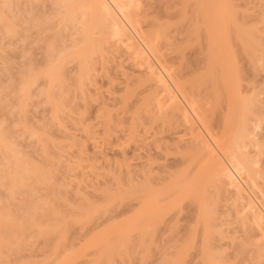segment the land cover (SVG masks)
I'll list each match as a JSON object with an SVG mask.
<instances>
[{
	"label": "bare ground",
	"instance_id": "bare-ground-1",
	"mask_svg": "<svg viewBox=\"0 0 264 264\" xmlns=\"http://www.w3.org/2000/svg\"><path fill=\"white\" fill-rule=\"evenodd\" d=\"M14 1L20 0H0L3 38L17 36V27L23 26L35 31V43L39 44L44 42V26L53 20L60 34L57 39L44 42L45 56L40 63L35 64L23 51L19 83L9 79L0 86V94H7V100L0 101V112L15 114L17 121L13 119L12 132H20L16 136L20 141L14 140L5 119L0 117V191L4 195L0 197V264L10 256L25 253L27 246L26 251L20 248L31 240L47 241L61 229H81L89 224L90 231L100 226L107 228L88 240V233L85 234L83 246L80 244L82 247L75 252H69L74 243L64 249L61 246L67 238L63 230L50 245L48 257L59 259L58 264H70V257L79 259L89 252L91 257L86 256L90 261L94 259L93 264H115L119 261L113 262L112 256L116 253L115 258L120 255L123 260L121 255L126 257L128 242L134 238L131 253L138 254L141 261L155 254L160 262L156 264H264V80L260 76L264 74V16L253 21L238 16L234 0H183L186 5L193 1L188 21L204 52L199 62L203 67L192 71L205 72L192 79L195 73L176 74L174 68L165 64L160 48L161 43L168 42V32L151 31L152 27L143 30L140 0H33L47 1L51 8L47 13H40L29 4L26 9H12ZM167 47L170 49V44ZM118 51L126 53L139 74L136 80L125 78L121 103L128 105L134 100L137 120L139 115L150 117L155 113L160 119L179 120L185 128L178 132L182 137L165 141L158 137L152 143L153 153L149 150L139 155L143 162L137 165L134 180L122 184L113 178L115 187L100 191L107 208H114L112 204L123 198L134 201L133 210L129 208L133 215L124 224L109 227L118 215L110 218L106 211L105 216H100L107 220L97 222L93 218L95 212L108 210L105 206H95L98 204L88 200L73 206L60 197L64 189L57 180L53 182L55 171L47 155V148L56 147V142L45 135L44 125L27 128L19 119L34 96L36 109L43 110L46 105L51 122L56 123L54 127H60L59 115L66 108V103L61 102L72 100L61 99L66 84L71 86L66 81L72 80L74 86L66 89L76 92L75 88L79 94L71 91V97L81 95L79 98L84 99V88L94 81L97 72L95 65L103 68L106 54ZM242 59L251 71L247 84L239 66ZM69 66H73L70 70L74 76L67 75ZM184 73L193 75L191 80ZM197 78L202 80L197 81L199 84ZM206 81L211 83V90L204 85ZM37 83L44 84V88L37 85V89ZM200 85L211 92L210 102L206 98L209 94H202L205 90ZM31 89L35 95L30 94ZM217 107L222 112L218 117ZM103 118L109 125V115L104 114ZM27 142L36 148L32 156L24 150ZM142 147L139 148L143 150ZM159 159L166 165H156L155 160ZM41 161L46 162L45 167ZM45 183H51L59 197L33 200L34 184ZM118 193L121 200L116 197ZM19 196L22 198L17 201ZM61 208H71L80 217L68 220L60 214ZM38 210L42 213L36 214Z\"/></svg>",
	"mask_w": 264,
	"mask_h": 264
},
{
	"label": "rangeland",
	"instance_id": "rangeland-1",
	"mask_svg": "<svg viewBox=\"0 0 264 264\" xmlns=\"http://www.w3.org/2000/svg\"><path fill=\"white\" fill-rule=\"evenodd\" d=\"M141 4L140 6L144 16H143V30H150L148 27H152L154 31L156 29L158 30H164L165 33L168 32V42L161 43V53L163 55V60H165V64L167 66H171L174 68L175 73H182V72H189L190 74L193 72L192 68H200L203 67V64H201V60L203 58L202 53L204 54L203 50H201V43L196 40L195 35L192 32L191 24L188 19V11H190V8L193 4V1L186 3L183 0H140ZM234 3L236 5V13L238 16H245L247 20L253 21L255 18H258L259 16H264V0H234ZM30 5L34 9L38 10L40 13H47L48 11L51 12L50 4L47 1H44L42 3H34L33 0H20V1H14L11 4V8L15 9L16 7L19 9H26L27 5ZM191 5V6H189ZM16 10V9H15ZM14 10V11H15ZM20 19V18H19ZM22 20V18H21ZM20 21V20H19ZM153 21V22H152ZM246 21V19H245ZM57 22V21H56ZM142 22V21H140ZM55 21L53 20L51 23H48L44 26L45 32L43 34L44 42L47 43L53 38L57 39L59 29L57 28V25L55 26ZM156 26V27H155ZM158 26V28H157ZM151 28V29H152ZM162 30V31H163ZM263 30L262 28L260 29ZM2 25H0V86H3L5 82H7L9 79L16 82L17 84L20 81L22 66L24 64L23 58H21V53L27 52V55L30 56L34 63L37 62L40 63L41 60L45 56V51L43 49L44 42L41 43H35L36 34L33 30H28L27 28L21 26L17 27V36L13 38L2 36ZM161 31V32H162ZM167 31V32H166ZM22 37H26L25 41H22ZM47 40V42H46ZM49 40V41H48ZM170 44V49L168 44ZM167 44V46L165 45ZM46 46V44H45ZM42 47V48H40ZM166 47L168 49H166ZM45 48V47H44ZM173 58V60L170 61ZM169 59L167 62L166 60ZM105 64H102V63ZM101 65L104 66L102 69H99V64L97 63L96 66V73L94 81L89 85L85 86L84 88V94L85 98L81 99L78 96L76 98H72L71 95L73 93L77 94V90L75 88L73 92L72 89H66V88H72L71 81H66L67 87L64 89V96L61 95V99L71 98L72 100H68L65 102H61L62 104L66 103L65 107L69 108L64 110L63 115H59V126L54 127V122H51L49 112L47 111V106L44 105V109L41 110L38 108L36 109V98L33 96L31 104L29 103L28 108L26 109V113L21 116L19 120H22L21 124L24 126L26 125L28 127H36L38 125H44L45 135L53 139L57 145L56 147H48L47 148V155L49 161L48 162L50 167L53 168V171H55L54 179L57 180L58 184L61 185L65 191V193L62 192L60 197H64L65 200H67L69 205L73 203L72 205L75 206L76 202H80V200H88L92 204H98L95 206H105L106 209L103 212H98L93 215L94 219H97V222H102V220H107L100 215H104L110 218H113L112 216H117V218L113 219L109 227L111 225H122L124 224L128 219L133 215V207L134 201L126 200L127 198H123L121 200L122 190H117L120 192V195H116L119 200L116 201L117 198L114 199L115 204L113 207H106L108 204H106L105 197L101 195V190L103 189H113L115 187V183L113 178H116L119 180L120 183L125 184L129 180H134L135 173L137 170V165L140 162H143L142 159H139V155H145L146 153L150 152L153 153L155 151L153 144L154 140H158V137L160 139H174L178 137H182L181 133H178L179 131L182 132L183 130L181 128H185L183 125H181V122L179 120H164L160 119L157 114L156 118L157 120L151 118L153 115L150 114V117L145 115L146 117H143V115H139L138 120L135 119L136 116L135 108L137 104L133 100L132 102H127L128 105H123L121 103V98L124 96V92H122L125 87L124 80L125 78H129L130 80H136L137 77H139L138 70L134 66V63L129 57L126 55V53L122 51H118L116 53L112 54H106V60H104ZM200 62V64H199ZM203 63V62H202ZM205 63V62H204ZM22 65V66H21ZM205 65V64H204ZM239 66L242 69V75L245 78V81H250L248 78H250V68L247 66L246 61L242 59L240 61ZM73 69V66H69L67 69V75L74 76V73L70 70ZM188 67V69H187ZM195 69V71H196ZM197 69V70H198ZM201 69V68H200ZM188 70V71H187ZM190 70V71H189ZM195 73L192 79L196 76H199L200 73H203L205 71H201L199 73ZM187 74L188 73H184ZM188 74V75H190ZM261 79L263 82V76ZM191 76L189 77L191 80ZM200 76H202L200 74ZM259 77V76H258ZM185 78V76H183ZM199 78V77H198ZM196 79V83L199 84L201 81V77L198 80ZM260 78V77H259ZM258 78V80H260ZM251 79V78H250ZM187 79H185L186 81ZM199 81V83L197 82ZM247 81L245 84H247ZM261 81V80H260ZM204 84L206 86L211 85V83ZM244 82V81H242ZM15 83V84H16ZM42 83V82H41ZM192 83V82H191ZM194 83V82H193ZM195 83V84H196ZM243 84V86H245ZM39 87V85H42V89L44 88V84L37 83L35 87ZM202 85V84H201ZM200 85L199 88L202 86ZM203 85V86H204ZM34 87V88H35ZM37 87V89H39ZM74 87V86H73ZM211 87V86H210ZM208 86V89H210ZM132 88V86H131ZM204 87H202L203 89ZM207 88V87H206ZM137 89V88H136ZM135 89V90H136ZM141 87L139 88L140 91ZM205 90L206 95L209 97L212 95L209 90ZM67 90L70 92H67ZM33 90L31 89V92ZM36 91V90H35ZM72 91V94H71ZM135 94L139 92L138 89L136 90ZM152 91V90H149ZM149 91L143 95L147 96ZM201 91V89L199 90ZM202 91V92H203ZM67 92V93H66ZM209 92V93H208ZM69 93V94H68ZM31 95H35L34 92L30 93ZM147 94V95H146ZM69 95V96H68ZM79 95V94H77ZM123 95V96H122ZM73 96V95H72ZM204 98V95H201ZM206 97L209 101L211 97ZM135 97V96H133ZM141 96L137 97L140 98ZM141 99V98H140ZM205 99V98H204ZM7 100V94L5 92H2L0 94V101L5 102ZM35 102V103H34ZM205 102V101H204ZM210 102V101H209ZM43 105V104H42ZM210 105V104H208ZM213 106V103L211 104ZM210 105V106H211ZM42 107V106H41ZM152 108V106L150 107ZM218 108V107H217ZM215 109V119L220 116V112L223 110V107L221 106V111H217V117H216V110ZM71 109V112L70 110ZM137 109V108H136ZM49 110V108H48ZM68 110V111H66ZM38 111V112H37ZM41 111V112H39ZM223 112V111H222ZM221 112V113H222ZM219 113V114H218ZM104 114H108L111 121L109 125H106L104 123ZM14 116V117H13ZM0 117L5 119L6 127L10 128V134H12L13 139L16 140L19 137L20 132H17L16 135L15 132L13 134L12 128L14 125L13 119L15 118L14 115H10L7 111H1ZM18 117V114L16 115ZM20 117V116H19ZM214 118V116H213ZM17 119V118H16ZM14 119L15 121H17ZM154 121H153V120ZM215 119H213L212 122H215ZM18 120V121H19ZM212 120V119H210ZM13 122V124H12ZM54 123V124H53ZM211 123V121H209ZM49 124V126H47ZM213 123H211L212 125ZM209 125V124H208ZM215 125V124H214ZM214 128L217 127V124L214 126ZM25 126V127H26ZM46 126V127H45ZM211 126V127H212ZM219 127V125H218ZM49 128V129H46ZM51 128V129H50ZM146 128L147 131H144ZM49 130V131H48ZM182 130V131H181ZM143 132V134H141ZM47 133V134H46ZM156 133H159L156 135ZM154 136V137H153ZM157 136V137H156ZM16 138V139H15ZM153 138V139H152ZM186 138V137H184ZM20 141V138L17 139ZM151 140V142H149ZM153 140V141H152ZM167 140V141H168ZM162 141V143H163ZM145 144V145H144ZM148 144V145H147ZM144 148L141 150V148ZM140 149V150H139ZM25 152L27 154H33V152L36 151V148L33 144L25 143ZM46 160V159H45ZM142 160V161H141ZM166 162L163 160H155L156 165H166ZM41 164L45 167L46 162L44 161ZM47 164V165H48ZM47 167V166H46ZM48 168V167H47ZM51 169V168H49ZM52 171V169H51ZM52 171V172H53ZM157 170H154V173H157ZM54 174V172H53ZM52 174V175H53ZM56 178V179H55ZM56 182V181H55ZM53 185L51 183H45V184H34L33 190H34V198L33 200H42V199H54L56 197H59L57 193H55V187L52 189ZM123 188V187H122ZM78 192V194L76 193ZM56 194V196H54ZM3 197V193L0 191V197ZM123 196V195H122ZM22 197L16 198L17 201H19ZM61 198V199H62ZM63 198V199H64ZM103 201V202H102ZM106 202V203H105ZM132 207V208H131ZM102 208V207H101ZM109 208H113L112 210H109ZM131 208V209H129ZM128 209V210H127ZM71 208H61L60 214L66 215V217L69 219H74L76 216L80 217V214L76 212L71 211ZM127 210L128 213H125ZM102 211V210H101ZM106 211L108 213H106ZM111 211V212H110ZM113 211V212H112ZM129 211H131L129 213ZM72 212V213H71ZM123 212V213H121ZM42 211L38 210L36 214H41ZM106 213V214H105ZM121 213V214H120ZM79 214V215H78ZM132 214V215H130ZM130 216V217H129ZM74 217V218H73ZM77 217V218H78ZM100 217V219H98ZM102 217V218H101ZM66 218V219H67ZM126 218V220H125ZM124 220V221H123ZM96 221V220H95ZM124 222V223H122ZM99 224V223H98ZM88 225V224H87ZM92 225V224H91ZM91 225L89 224L85 228H79V226H70L68 228L61 229L55 233H53L51 236H49L46 239L41 238L39 240L33 241L31 240L28 245L25 244L23 247L21 246L20 251H23L24 247L27 246V251L25 253L20 252L17 253L14 256H10L6 258L3 262V264H22V263H32L37 264L38 262H43L41 264H58L59 259H53L49 258L48 249L51 247L50 245L56 242V239L59 237V234L64 230L66 231L67 238L61 242V246L64 248L67 247V245H70L71 243L76 244L73 246L72 250L69 252H75L79 251L80 247L83 245L82 239L85 236V234L88 233V235L85 237L86 240H88L89 236L93 237L92 234L100 233L104 229H106L104 226L97 227L93 231H90ZM97 225V224H96ZM89 229V230H88ZM90 231L91 233H89ZM88 237V238H87ZM84 238V239H85ZM83 239V240H84ZM90 239V238H89ZM85 240V241H86ZM81 241V242H80ZM130 243V244H129ZM131 243L134 244V238L132 239V242H128L127 248L128 253L130 256L127 257L128 253L124 252L126 254V257L123 256V260L118 255V258L116 257V253L114 254V257L112 256V260L114 262V259H118L119 262H115V264H156V262L159 261L158 256H155V254L150 255L149 257H144V260H140L141 258L138 257V254H132L131 253ZM82 246H81V245ZM134 247V245H133ZM133 252V249H132ZM87 252L86 255L90 256ZM123 253V252H122ZM134 253V252H133ZM120 254V253H119ZM80 256L81 258H76L75 256H72L69 258L68 263L72 264H88L89 262L93 264V261H90L88 256ZM74 257L76 259H74ZM121 258V260H120ZM46 259V260H45ZM74 259V260H73ZM89 263V264H90ZM160 263V262H158ZM2 264V263H1Z\"/></svg>",
	"mask_w": 264,
	"mask_h": 264
}]
</instances>
